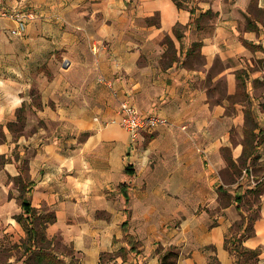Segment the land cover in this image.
<instances>
[{"label":"crops","instance_id":"0c3cea01","mask_svg":"<svg viewBox=\"0 0 264 264\" xmlns=\"http://www.w3.org/2000/svg\"><path fill=\"white\" fill-rule=\"evenodd\" d=\"M185 6L0 0L32 16L19 37L0 18V234L26 238L23 193L79 264H235L258 212L264 264V0ZM123 101L168 125L131 145Z\"/></svg>","mask_w":264,"mask_h":264},{"label":"rangeland","instance_id":"374dc122","mask_svg":"<svg viewBox=\"0 0 264 264\" xmlns=\"http://www.w3.org/2000/svg\"><path fill=\"white\" fill-rule=\"evenodd\" d=\"M53 215V212H41L36 216L34 226L37 233L33 238L28 237L21 223L26 234L23 241L16 242L9 233H1L0 264H79L73 251L65 247L59 238L51 241L45 238L46 223Z\"/></svg>","mask_w":264,"mask_h":264},{"label":"trees","instance_id":"16d2710c","mask_svg":"<svg viewBox=\"0 0 264 264\" xmlns=\"http://www.w3.org/2000/svg\"><path fill=\"white\" fill-rule=\"evenodd\" d=\"M175 5L178 8L186 7L185 5L187 3L192 4L193 0H173ZM190 14L194 15V8H190ZM212 13L210 11L203 14V16H211ZM3 161V157L0 156V162ZM125 196V201H129V197L127 194ZM21 209L22 212L18 217L15 219L18 223H21L28 235V237L33 238V235L36 234V228H35V221L36 216L38 212L35 211V209L32 208L29 198H27L23 193L21 195ZM257 204V207L259 206L258 200H254ZM259 214L258 212H253L252 215H250L247 219V227L244 230L243 234L233 235L230 238H227L225 240V249L229 251V253L236 258L235 264H253V262L257 259L258 252L252 251L244 248L242 246L243 240L250 238L253 236V225L254 222L257 220ZM55 221V216H52V219H49L46 223L52 224ZM46 228V227H45ZM34 243V242H33ZM179 259V252L175 249H170L165 251L163 254L160 255L159 258V264H177V261Z\"/></svg>","mask_w":264,"mask_h":264},{"label":"built area","instance_id":"2783aa9c","mask_svg":"<svg viewBox=\"0 0 264 264\" xmlns=\"http://www.w3.org/2000/svg\"><path fill=\"white\" fill-rule=\"evenodd\" d=\"M7 18L16 24V27L9 30V35L12 37L22 36L27 27V20L31 15H24L17 11L3 12L0 18ZM2 29L0 27V34ZM101 83L112 88V85L105 80H100ZM118 114L120 125L129 133L130 144L136 145L141 136L146 133H151L161 126H167L168 121L157 115H143L138 109L128 101H123L118 106Z\"/></svg>","mask_w":264,"mask_h":264}]
</instances>
